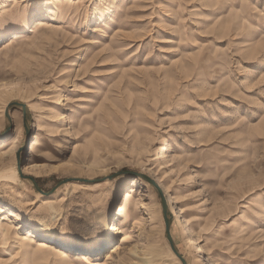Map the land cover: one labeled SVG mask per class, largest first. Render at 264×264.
<instances>
[{"label": "rangeland", "instance_id": "obj_1", "mask_svg": "<svg viewBox=\"0 0 264 264\" xmlns=\"http://www.w3.org/2000/svg\"><path fill=\"white\" fill-rule=\"evenodd\" d=\"M124 171L186 264H264V0H0V264H181Z\"/></svg>", "mask_w": 264, "mask_h": 264}, {"label": "water", "instance_id": "obj_2", "mask_svg": "<svg viewBox=\"0 0 264 264\" xmlns=\"http://www.w3.org/2000/svg\"><path fill=\"white\" fill-rule=\"evenodd\" d=\"M11 106H17V107H20V108H21L22 113H23V116H24V121H25V120H26V107H25L24 105H22V104H18V103H12V104L9 105V107H11ZM5 113H6L5 115L8 116V115H7V110H6ZM18 160H19V155H17V161H18ZM122 174H125V175H131V176H133V177H138V178H140V179H142L143 181L147 182L148 184H150L151 186H153V187L156 189V191H157V193H158V195H159V197H160V202H161V206H162V213H163V219H164V224H165L166 238H167V240H168V242H169V245H170L171 251H172L173 254L178 258V260L181 262V264H186V262L184 261V259L178 254L177 250L175 249L174 244H173V242H172V239H171V237H170V234H169V220H168V217H167L166 200H165V198H164V195H163L162 190L160 189V187H159V186H158L153 180H151L149 177H147L146 175H143V174H136V173H130V172H125V171L122 172ZM28 179L32 182L34 188H35L39 193H41V194H45V193H43V192L38 188V186L36 185V183H35V181H34L33 179H31V178H28ZM63 183H64V182H60V183L57 185V187L60 186V185L63 184ZM45 195H46V194H45Z\"/></svg>", "mask_w": 264, "mask_h": 264}, {"label": "bare ground", "instance_id": "obj_3", "mask_svg": "<svg viewBox=\"0 0 264 264\" xmlns=\"http://www.w3.org/2000/svg\"><path fill=\"white\" fill-rule=\"evenodd\" d=\"M157 184V183H156ZM46 244L48 245L50 242H52L51 240H50V238L49 237H47L46 239ZM48 240V241H47ZM106 245V242H104V244H103V246H105ZM43 246V245H42ZM191 246L192 247H195V246H197L196 245V241L195 240H193L192 241V243H191ZM41 247V246H40ZM197 248V254H202V250H201V248H199V247H196ZM68 250H70V249H68ZM97 252H99V250L98 251H94V253H97Z\"/></svg>", "mask_w": 264, "mask_h": 264}]
</instances>
